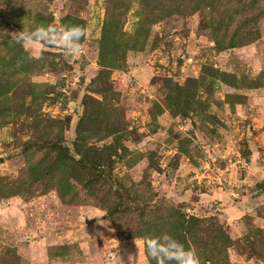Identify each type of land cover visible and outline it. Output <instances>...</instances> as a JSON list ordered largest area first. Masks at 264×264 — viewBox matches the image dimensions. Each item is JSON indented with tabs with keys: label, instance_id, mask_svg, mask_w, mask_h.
<instances>
[{
	"label": "rangeland",
	"instance_id": "rangeland-1",
	"mask_svg": "<svg viewBox=\"0 0 264 264\" xmlns=\"http://www.w3.org/2000/svg\"><path fill=\"white\" fill-rule=\"evenodd\" d=\"M48 24L85 54L16 42ZM160 231L264 264V0H0V264H150Z\"/></svg>",
	"mask_w": 264,
	"mask_h": 264
},
{
	"label": "clouds",
	"instance_id": "clouds-1",
	"mask_svg": "<svg viewBox=\"0 0 264 264\" xmlns=\"http://www.w3.org/2000/svg\"><path fill=\"white\" fill-rule=\"evenodd\" d=\"M86 30L76 24H48L30 26L19 31L16 42L25 46L32 58L43 56L44 45L64 50L69 58H78L85 54L84 39ZM106 226V222H103ZM145 255L150 264H201L198 250L186 247L169 231H160L146 235L143 239ZM112 264H124L121 257L113 252ZM128 264H134V258L128 257Z\"/></svg>",
	"mask_w": 264,
	"mask_h": 264
}]
</instances>
